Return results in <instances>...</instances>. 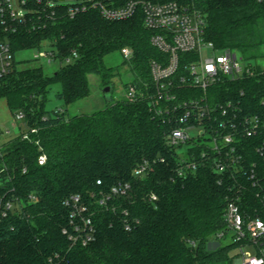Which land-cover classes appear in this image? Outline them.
Instances as JSON below:
<instances>
[{"label":"trees","instance_id":"trees-1","mask_svg":"<svg viewBox=\"0 0 264 264\" xmlns=\"http://www.w3.org/2000/svg\"><path fill=\"white\" fill-rule=\"evenodd\" d=\"M176 1L205 14L206 37L218 48L252 53L264 46V0ZM68 5L54 6L53 14L31 1L29 7L35 13L29 12L26 23L10 35L15 54L49 44L61 62L54 74L47 75L41 67L20 69L16 59L13 71L0 80V98L6 99L12 113L22 110L29 127L38 128L33 137L40 139L48 155L46 164L40 165L38 146L20 136L2 145L0 169L7 166V171L0 178V196L15 188L23 217L12 213L0 225V264H54L52 258L65 264H218L229 260L231 246L208 249L211 239L224 228L227 192L223 183L209 169L184 177L175 174L174 151L166 145L171 125L149 102L124 98L107 102L93 114L67 113L69 105L89 97L91 74L99 75L104 86H113V69L105 59L123 47L134 49L127 60L133 81L141 86L149 83L151 61L162 58L151 42L155 32L144 26L141 11L129 20L113 22L96 9L71 18ZM65 57L73 59L65 63ZM55 84L61 85L57 97L65 109L47 108ZM180 94L181 99H190L200 93L186 90ZM209 97L217 103L240 104L245 115L264 110V70L220 81L210 88ZM145 160L153 168L141 178L135 169ZM119 182H129L131 194L114 199L109 206L99 205L100 192H108ZM74 194H80L93 211L97 232L87 247L70 248L62 232L69 221L64 200ZM125 209L141 220L131 231L123 224Z\"/></svg>","mask_w":264,"mask_h":264},{"label":"built area","instance_id":"built-area-1","mask_svg":"<svg viewBox=\"0 0 264 264\" xmlns=\"http://www.w3.org/2000/svg\"><path fill=\"white\" fill-rule=\"evenodd\" d=\"M16 1L0 0V80L13 71L16 61L10 35L26 23L29 12L35 13L29 7L34 0ZM36 1L42 4V11L54 14L56 2L63 0ZM67 4L71 18L96 9L104 19L119 22L142 12L144 26L155 32L152 45L162 53V58L151 61L149 83L141 86L132 80L126 84L125 99L149 102L151 109L171 125L166 145L174 151L176 175L184 177L201 169L218 174L227 195L224 228L215 234V239L220 246H231L239 252L232 255L230 250L229 260L218 264H264V110L245 115L240 104L231 100L217 103L209 97L210 88L220 81L253 75L254 69L243 68L237 51L220 49L207 39L208 23L202 11L176 0H76ZM37 50L38 58L61 62L53 47L44 50L42 46ZM122 54L127 60L133 55L127 47ZM73 57L78 54L74 52ZM73 57H65L63 62L69 63ZM186 90L200 94L181 99L180 92ZM13 115L12 127L19 131L22 140L38 146L41 152L38 162L45 165L48 155L40 139L33 137L38 128L28 126L22 110ZM1 150L0 144V156ZM152 168L145 160L135 169V175L143 178ZM6 171L7 166L0 169V178ZM23 172H27V167ZM131 192L129 182H119L108 192L101 191L97 203L109 206L114 199L128 197ZM152 198L156 200L157 196L153 194ZM21 203L15 188L0 196V225L12 213L23 217ZM64 205L69 208V221L62 232L70 248L87 247L94 242L97 232L91 206L80 194L66 198ZM140 223L139 218L124 210L123 224L127 231ZM225 240L229 242L223 243ZM56 258L60 259L59 255Z\"/></svg>","mask_w":264,"mask_h":264},{"label":"rangeland","instance_id":"rangeland-1","mask_svg":"<svg viewBox=\"0 0 264 264\" xmlns=\"http://www.w3.org/2000/svg\"><path fill=\"white\" fill-rule=\"evenodd\" d=\"M16 3V0H13ZM76 0H63L60 3L55 4V6L60 4H67L75 2ZM126 48V47H123ZM122 48V49H123ZM134 54V49L131 46H127ZM44 50H51L49 44L43 46ZM238 57L243 68H252L254 70L261 69L264 70V46L259 50H255L252 53H243L242 51H237ZM16 59L19 62V68H37L41 67L47 75L54 74L60 66L59 60H54L52 63L49 62L48 58H38L37 49H27L21 50L16 53ZM105 63L108 67L113 69V75L111 76L112 89L109 95L104 92V81L96 74H91L89 76L91 93L89 97L82 99L74 104L67 107V113L69 116L81 115V114H93L100 109H102L107 102L118 101L125 98L126 84L133 80L132 71L127 63V59L122 54V50L115 51L109 54ZM61 90L60 84H55L52 86L51 91L48 95L47 108L49 110H55L58 108H64L63 101L57 97V93ZM14 121V115L7 106L6 99L0 98V144L4 145L6 143L5 138L9 136V139L13 135H19V131L12 127ZM15 137V136H14ZM8 140V139H7ZM229 240L223 241V243H228ZM218 243L216 239H211V244L208 245L209 250H214L217 248ZM237 248H231V254H238Z\"/></svg>","mask_w":264,"mask_h":264},{"label":"water","instance_id":"water-1","mask_svg":"<svg viewBox=\"0 0 264 264\" xmlns=\"http://www.w3.org/2000/svg\"><path fill=\"white\" fill-rule=\"evenodd\" d=\"M111 89H112V86H105V88H104V92H105L107 95H109L110 92H111Z\"/></svg>","mask_w":264,"mask_h":264},{"label":"crops","instance_id":"crops-1","mask_svg":"<svg viewBox=\"0 0 264 264\" xmlns=\"http://www.w3.org/2000/svg\"><path fill=\"white\" fill-rule=\"evenodd\" d=\"M7 106H8V105H7ZM8 108H9V107H8ZM9 110H10V108H9ZM10 112H11V115H12V111H11V110H10ZM14 136L16 137V136H18V135H17V134H16V135H13L11 139L15 138ZM7 139H8V140H7ZM11 139H9V136L6 137V138H5L6 143H7L8 141H10Z\"/></svg>","mask_w":264,"mask_h":264}]
</instances>
